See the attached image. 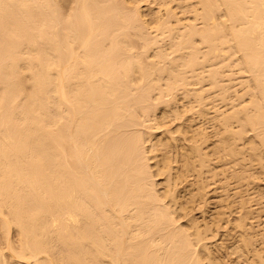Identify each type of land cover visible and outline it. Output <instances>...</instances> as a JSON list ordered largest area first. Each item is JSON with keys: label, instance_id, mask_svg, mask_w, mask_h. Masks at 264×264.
Returning <instances> with one entry per match:
<instances>
[{"label": "bare ground", "instance_id": "bare-ground-1", "mask_svg": "<svg viewBox=\"0 0 264 264\" xmlns=\"http://www.w3.org/2000/svg\"><path fill=\"white\" fill-rule=\"evenodd\" d=\"M70 2L71 11L65 14L61 9L66 3L60 7L58 0H0V229L7 243L4 248L10 252L8 258L17 264L229 262L216 259L204 240L208 224L206 231L191 224V233L175 225L177 212L186 207L180 206L176 214L171 210L174 207L170 209L173 201L176 207L177 200L171 183L174 188L179 177L182 180L192 171L199 176L211 172L214 152L219 154L215 158L220 153L239 157L248 149L253 157L258 155L264 178V0H160L158 10L151 14L155 5L148 4L149 10L143 5L150 19L139 0ZM163 45L168 46V50L164 46L168 52ZM231 59L232 65L238 64L234 66L249 74L242 71L258 91L253 90L259 98L254 97L255 101L249 92L253 103L249 101L248 108L239 103L244 119L238 114L240 105H235L237 113L231 106L236 113L228 112L232 118L217 109L220 98L228 100L227 94L233 91L228 83L233 79ZM224 70H230V76ZM222 76L228 82H222ZM205 82L207 87L196 85ZM206 90L217 92L211 93L215 100L220 99L217 107L212 96L205 97ZM179 95L187 105L192 98L190 112L198 105L195 114L186 104L179 105L181 110L187 108L180 111L176 103ZM236 96L230 99L238 102ZM224 102L219 104L226 106ZM168 105L175 108L170 111L174 116L198 113L205 125L217 122L223 128L217 132L220 141L215 139L217 126L212 135L204 127L189 129L190 135L185 128L179 130L178 138L185 132L192 142L181 137L189 146H178L177 173L170 165L171 150L177 151L175 146L180 143L177 133L167 132L164 142L163 135L157 138L152 123L148 126L146 120L158 110L164 113ZM173 109L180 114L175 115ZM171 113L168 115L173 118ZM159 117L158 124L166 118L160 121ZM178 117L175 119L182 122L185 116ZM237 118L238 130L230 127V121ZM191 122L189 125L196 123ZM246 128L258 138L253 131V140L245 137ZM165 132L161 133L167 136ZM211 136H216L211 145L221 142L215 144L218 148L205 143ZM245 138L258 142L248 146ZM146 140L154 142L146 145L149 152L145 151ZM239 140H245L249 148L237 145ZM150 159H155L152 164L157 174L155 169L151 171ZM242 171L244 178H250L247 168ZM162 172L177 177L174 182V178H164L170 179L168 184L164 182V193L167 198L173 196L172 203L160 201L164 195L159 199L155 192L158 181L153 177ZM235 172L239 179L241 175ZM202 180L201 186L207 182ZM241 200L246 203L245 198ZM246 214L236 222L240 234L227 239L234 238L230 247L239 257L252 252L251 264H264V231L260 236L250 233ZM11 228L18 233L15 245L9 235ZM2 252L0 264L10 263Z\"/></svg>", "mask_w": 264, "mask_h": 264}, {"label": "rangeland", "instance_id": "rangeland-1", "mask_svg": "<svg viewBox=\"0 0 264 264\" xmlns=\"http://www.w3.org/2000/svg\"><path fill=\"white\" fill-rule=\"evenodd\" d=\"M57 1V0H56ZM60 1H63V0H60ZM64 1H66V0H64ZM63 1V4H62V2L60 3L59 2V0H58V3H59V5H60V7H62V5H64L65 3V6H64V8H62L61 10L63 11V9H64V11H65V14L67 13V11L69 12V11H71L70 10V8H72V7H70V5L72 4V3H74V2H70V0L68 1H66V2H64ZM72 1V0H71ZM120 1V0H119ZM147 1H150V0H147ZM147 1H144V2H141V0H139V2H141V8L143 7V5L146 7V6H148L149 8H147L148 10L149 9H152V7L150 8V6H154L153 7V9L152 10H150V14L152 13V12H156L157 10H158V6H156V5H159V1L158 0H155L156 1V4H155V1H154V3L152 4V3H148ZM152 1V2H153ZM159 3H158V2ZM169 1H171V0H169ZM71 4H70V3ZM174 2V1H173ZM172 3V2H171ZM170 3V5H172ZM138 4H140V3H138ZM150 6H149V5ZM175 5H177L176 3H174ZM174 5V6H175ZM71 6H73V5H71ZM173 6V5H172ZM70 7V8H69ZM178 7V6H177ZM173 8V7H172ZM69 9V10H68ZM142 9H146V8H142ZM147 9H146V12L144 11L143 13H145L144 15H145V17L147 18V19H150V17L148 18L147 16H149L150 14L148 13V11H147ZM173 10V9H172ZM175 10V9H174ZM178 10H180L179 8H177V12H179ZM176 11V10H175ZM174 11V12H175ZM159 12V11H158ZM176 12V13H177ZM162 14V13H161ZM164 46H167V45H163V47H162V49H164V50H166L167 48H168V46L166 47V49H165V47ZM168 50V49H167ZM166 50V52H168ZM234 59V58H233ZM236 59V58H235ZM234 59V60H235ZM229 61L230 60H228L226 63H227V65H229ZM233 60L231 59V61H230V65H232L231 64V62H232ZM235 61H237V60H235ZM238 62V61H237ZM225 63V64H226ZM216 64V63H215ZM214 64V66H216L217 64H219V63H217L216 65ZM221 65V64H220ZM223 65V64H222ZM221 65V66H222ZM229 65V66H230ZM234 65H235V63H234ZM234 65H232V66H234ZM238 65V64H237ZM237 65H235V66H237ZM229 66H226L227 68L229 67ZM232 67L230 70H232L231 71V73L233 74V76H230V74L231 73H228V72H230V70H227L228 72H226L225 70V75L227 74V76H228V74H229V76L232 78L233 77V79L231 80V81H227L226 80V82H228L232 87L230 88V89H233V91L234 90H236V94H237V96H238V98L240 97V100H238V102H235L234 100H232L233 98H234V95L236 96V94H233L234 92L232 91V90H230L231 92H229L228 94H229V97H228V94H227V98H229L228 100H222V98H220L221 99V102L222 101H227L226 103V106H224L225 104H223V105H221L222 103L221 102H219V98H216V100L219 102V103H221V104H219L218 102V107H217V104H216V100H215V98H213V97H215V96H213V95H211V93L212 94H215V93H217V92H213V90H206V91H209V92H207L208 94H205V97L207 96V99H208V95H210V96H212V98L214 99V101H215V107H217V109L219 110V114H221L222 116L224 115V114H226V113H228V112H231L234 108H235V105H240L241 107L239 108V115L241 114L240 112H242L243 111V109H242V105H247V104H249L251 101H255V98L257 99L258 97H255L254 95H253V90H255L256 92H258L256 89H255V86H254V88H253V86H252V84H251V82H254L253 80L251 81V78H250V80H248L249 79V77L247 78V76L245 75V73L247 74V72L246 71H243L241 68H237V67ZM218 66H216L215 68H217ZM220 67V66H219ZM218 67V68H219ZM224 67H225V65H224ZM231 67V66H230ZM238 67H239V65H238ZM237 68V69H236ZM224 69V68H223ZM238 69H241V70H239V71H241V73L240 72H236V71H238ZM245 72V73H243V72ZM247 75H249V74H247ZM223 77V76H222ZM227 78V77H226ZM224 80V77L222 78V82H224V83H226L225 81H223ZM203 83V82H202ZM202 83H198V84H196V85H200V86H204L205 85V87H207V83L205 82V84H202ZM253 85H254V83H253ZM195 86V85H194ZM198 86L196 87L195 86V88H198ZM249 87V88H248ZM200 88V87H199ZM250 89V90H249ZM216 91V90H215ZM254 91V94H256V92ZM247 92V93H246ZM249 92H251L250 94H251V96H253L252 97V99H250L251 97H250V94H249ZM206 93V92H205ZM210 93V94H209ZM259 96V93H257L256 94V96ZM217 96H218V94H217ZM233 96V97H232ZM237 96H236V98H237ZM184 96H182V95H179L178 96V98H177V100H178V102H176V103H179V104H177V107L180 109V107H179V105L180 106H182V107H185V105L184 104H186V103H184V101H183V99H181V100H179L180 98H183ZM220 97V96H219ZM230 97H232V99H230ZM255 97V98H254ZM190 98V97H189ZM211 97L209 98L210 100L212 99ZM186 99L187 100H189L187 97H186ZM213 99L211 100V101H213ZM235 99V98H234ZM259 99V98H258ZM185 100V99H184ZM190 100H192V98H190ZM190 100L189 101H187V103H188V105H187V108L189 109L190 108V106L189 105H191L192 106V104H194L193 103V100L190 102ZM209 100V101H210ZM251 100V101H250ZM180 101V102H179ZM186 101V100H185ZM232 101H234L233 103H232ZM250 101V102H249ZM260 101V100H259ZM189 102L191 103V104H189ZM224 102V103H225ZM258 102V101H257ZM196 103V102H195ZM234 104V105H232V104ZM239 103H241V104H239ZM251 103H253V102H251ZM214 105V104H213ZM169 106V105H168ZM168 106L166 107L167 109H168ZM189 106V107H188ZM195 106V105H194ZM233 107V109L231 110V108ZM251 107L253 106V105H250ZM171 107V108H170ZM172 105H170L169 106V111L166 109V111L165 112H170L171 110H172ZM176 107V108H177ZM181 107V108H182ZM196 107V106H195ZM195 107H193V108H191L192 109V111L191 112H194V109H195ZM246 108H248V106H245ZM244 107V108H245ZM174 108V107H173ZM178 108H177V110H178ZM187 108H185V109H187ZM175 109V108H174ZM174 109H173V111H174ZM183 109L184 108H182V110L180 109V111L181 112H183ZM184 109V110H185ZM196 109H198V105H197V107H196ZM237 109H238V107H237ZM242 111H241V110ZM179 111V110H178ZM189 112H190V109L188 110ZM187 110H186V112H188ZM212 111V110H211ZM234 111L236 112V110L234 109ZM164 112V113H165ZM167 112V113H168ZM172 112V111H171ZM170 112V113H171ZM176 112V110L173 112V113H175ZM188 112V114H190ZM223 112H226V113H224L223 114ZM233 112V111H232ZM231 112V113H232ZM235 112H233V113H235ZM162 113L163 112H159V110H158V112H156V115L159 117V115H161L160 117H159V120L160 121H162L161 120V117H163V118H165L164 120H163V122L162 123H164V124H162V123H159L158 124V117H156V115H149L150 117H151V119L149 118V116H147L148 118H149V120H148V118L146 117V120H147V124H148V126H150V123H152L151 124V126L153 127V128H155V135H157L156 137L158 138V137H161V135L160 134H162L163 136H162V139H163V137H164V142L167 140L166 138H168V136L169 135H167V132H168V134L169 133H171V135H172V131L174 132L173 134H176L177 132H179V130H180V132L181 131H183V130H181V129H184L186 132H188V131H190V130H193V129H198V128H203V129H208V130H205L206 132H211V135H212V131H213V129L217 126V128H215L216 130L218 129V131H216L215 132V134H217V132L220 134V132H221V130L223 129L222 128V126L219 124V123H215V124H217V125H214V126H210L209 124L210 123H206V125H205V122H202V120H199V119H202V118H200L199 117V119H198V113L195 115V116H190V115H186V113L184 112V114H181V115H179L180 117H178V115H176V114H178L179 112H176L175 113V115L178 117V118H183L184 116V118L182 119V122H179V120L176 118L175 119V117L176 116H174V114H172L173 115V118H172V116L171 115H168V114H170V113H166V114H164L163 113V115H162ZM213 112H211V114H212ZM237 113V112H236ZM235 113V114H236ZM151 114V113H150ZM152 114H154V113H152ZM180 114V113H179ZM194 114H195V112H194ZM230 113H228V114H226L227 116H230L229 115ZM243 114V113H242ZM165 115H168V120H167V116H165ZM183 115V116H182ZM212 115H215L214 113L212 114ZM238 115V117H239V119H240V116H242L241 117V119L243 118L244 119V114L243 115H240L239 116ZM182 116V117H181ZM186 116H187V118L189 117L190 119H191V117H192V119H194L193 121H194V123L195 124H190L189 125V123L191 122V120H190V122H189V120H185V119H187L186 118ZM232 116V115H231ZM230 116V117H231ZM155 119H154V118ZM196 119H195V118ZM152 118L154 119V122L155 121H157V122H153L152 121ZM232 118V117H231ZM198 119V120H197ZM152 122H151V121ZM166 120H167V122H166ZM187 121V122H189L188 124L187 123H184L185 121ZM196 120V121H195ZM233 120V119H232ZM230 121V122H233V124L232 123H230V127H231V125H233L234 126V128L236 127L237 128V126L239 127V125L237 124V121H238V118L235 120V122L234 121ZM150 121V122H149ZM159 121V122H160ZM184 121V122H183ZM192 121V122H193ZM201 121V122H200ZM240 121V120H239ZM244 121V120H243ZM243 121H240V122H243ZM191 122V123H192ZM153 123H154V125H153ZM177 123H178V125H177ZM181 123L182 124H187V125H183V126H188L187 128L186 127H183L182 125H181ZM203 123V124H202ZM235 123V124H234ZM161 124L163 125V127L162 128H159V127H161ZM158 125H160L158 128H156ZM221 126V127H218V126ZM237 125V126H236ZM180 126H182V128L180 127ZM232 126V127H233ZM179 127H180V129H179ZM214 127V128H213ZM231 127V128H232ZM151 129L152 131V136H151V139L154 141H156V139H153V138H156L155 137V135H154V129ZM220 128V129H219ZM222 128V129H221ZM233 128V129H234ZM235 128V129H236ZM157 129V130H156ZM168 129H170L171 130V132H169L168 131ZM190 129V130H189ZM214 129V130H215ZM234 129V130H235ZM249 129H251L250 127H249ZM248 128H246V131H245V133L247 132V130H248V132L245 134V137L247 136V137H252V140H253V135H252V131L253 130H249ZM164 130H167L166 132L164 131ZM236 130H238V129H236ZM220 131V132H219ZM158 132V133H157ZM161 132H165L166 133V135L167 136H165V134H163V133H161ZM179 132V134H182V133H180ZM222 132H224V131H222ZM255 131H253V134H254V136H255V133H254ZM189 133V132H188ZM187 133V134H188ZM186 134V135H187ZM191 134V131H190V133L188 134V135H190ZM214 134V132H213V135H215ZM219 134H217V137L216 136H211L210 137V139L211 138H215V139H218L219 141H220V139H219ZM143 135H145V134H143ZM158 135H160V136H158ZM170 135V136H171ZM185 135V132L183 133V136ZM222 135V134H221ZM176 135H174V137H175ZM178 136H180V135H178V133H177V140H179L180 139V143H179V141H178V145L176 144V142L175 141H177V140H175V141H173L177 146H175V145H173V147L175 146L176 148L179 146V144H184V143H188V141H190L188 138V136H184V137H188L187 138V140H185V141H183V143H182V138L181 137H183V136H181L180 138H178ZM145 137V136H144ZM146 137H148L147 135H146ZM166 137V138H165ZM183 137V138H184ZM256 137V136H255ZM220 138H222V137H220ZM256 138H258V137H256ZM256 138H255V140H256ZM145 139H147V138H145ZM185 139V138H184ZM183 139V140H184ZM210 139L208 140V141H210ZM214 139V140H215ZM246 139V144H248L249 143V145L248 146H250V144H252L253 143V141L251 140V138L250 139H247V138H245ZM212 140L213 139H211V141L210 142H205L206 144H210L211 142H212ZM213 140V141H214ZM218 140H216V141H218ZM247 140H251L252 142H249V141H247ZM149 141V140H148ZM147 140H146V142L147 143H145V151H147V152H149V150H146V149H148L149 148V144H151L152 142H151V140H150V142H148ZM154 141V142H155ZM169 141V140H168ZM200 141V140H199ZM198 141V142H199ZM202 141V140H201ZM215 141V142H216ZM218 141V143H221V142H219ZM239 141H241V140H239ZM239 141H237L238 143H237V145H239L240 143H242V144H240L241 145V147H242V145H244L245 144V140H243V142L241 141V142H239ZM257 142H258V140H256ZM256 141H254L255 143H256ZM153 142V143H154ZM190 142H192V141H190ZM190 142H189V144H190ZM153 143L151 144V146L153 145ZM185 144L186 146L188 145V144ZM202 143H204V141H202ZM217 143V142H216ZM216 143H214V145L216 144ZM218 143H217V145H218ZM234 143H235V141H234ZM255 143H253V144H255ZM192 144V143H191ZM205 144V145H206ZM211 144H213V142L211 143ZM210 144V145H211ZM244 145V147L246 146L247 148H249L247 145ZM146 145H149V146H147L148 148H146ZM180 145V146H181ZM200 145H202L203 146V144H200ZM209 145V146H210ZM214 145H211L210 147L212 148ZM220 145V144H219ZM236 145V144H235ZM236 145V146H237ZM256 145V144H255ZM189 146V145H188ZM207 146V145H206ZM206 146H205V148H206ZM216 146V145H215ZM215 146H214V148H215ZM174 147V148H175ZM239 147V146H238ZM243 147V148H244ZM151 148V147H150ZM172 148V147H171ZM174 148H172V149H174ZM175 148V149H176ZM181 148H182V146H181ZM204 148V147H203ZM216 148H218V146H216ZM247 148H245V149H242V148H240V149H242L243 151H246V149ZM179 149V150H178ZM210 149V148H209ZM171 149H168V151H169V153L172 151V153H170V157H171V162H170V165H172L171 167H172V171L175 173L176 171H177V166H179L178 164H180V162L178 163V161H180L179 159H180V155H179V158H178V152L179 151H181L180 150V148L178 147L177 148V151H174V150H171ZM215 150H217V149H215ZM239 150V149H238ZM240 151V150H239ZM248 151H249V149L247 150V152H244L243 154H245V155H243V154H241V156L239 155V157H237V156H230V155H227V156H225L224 154L222 155V153H220L221 154V156H219V157H217V158H215V156H217V155H219V154H215L216 152H214L213 154H212V158H210L211 160H212V164H210V165H212V166H210L213 170H211V172H204L203 173V175L202 176H199V175H197V173H196V175L197 176H199V179H200V177L201 178H203V180H204V182L205 181H207V182H203L204 184H205V186H206V188H205V186H204V184H202V186H201V180H200V184H199V179H198V177L193 173L192 174V172H190L191 174H188V175H184V177L182 176V180H180V178L181 177H179L178 179H177V177L175 176V174L174 173H172V175L173 176H175V177H171V175L169 176V174L168 175H166L165 174V172H162L163 174H160V175H155V174H157V172H156V166L154 165V164H152V163H154V161H155V159H150V162L148 161V163H149V165L151 166V171L153 170L154 171V169H155V174H153V175H155L154 177H153V180H155V183L158 181V183H156V185H157V189H155V192H157L156 194L158 195V197L159 196H162V195H164L163 197H161V200L160 201H162L163 199L165 200H163L164 201V203H166V202H169V201H171V202H169V203H172V197L171 196H169V195H167V196H169L168 198L167 197H165L166 195L165 194H167L166 192L164 193V190L166 189V186H165V183L164 182H169V180L171 179H175V180H173V182L174 181H177L178 183L176 184V182H175V184L177 185H175V187L174 188H172L173 187V183H171V189H172V191H174L172 194L174 195V199H175V196L177 197V200H176V207H175V202L173 201V203L172 204H168L169 205V207H170V209L172 208V207H174V208H172L171 210L173 211V212H175V214H176V210L178 211V209L180 208V206H182V207H186L185 208V210L182 208H180L179 209V211L177 212V214H176V217H175V219H176V221H177V224H176V221H175V225L176 226H178L179 227V225L181 226V229H184V230H187L188 232L190 231V230H188V228H190V229H192V230H194V228H192L190 225L192 224H194L195 223V225H196V223L199 225H197L198 226V228L200 229V230H204L205 229V231H206V228H205V225L206 224H208L209 225V227H210V229H207V231L206 232H203V233H205V237H206V239H205V237H204V240L206 241V243L207 244H210V250L211 251H213V253L215 252V255H213V256H215L216 257V259L218 258V257H221V258H223V260H222V262H225V261H229V262H227V263H229V264H251V261H250V259L253 257L252 255H251V253H248V254H245L246 255V257H244L245 255H241L242 257H239L240 256V254L239 255H237V254H235V252L233 251V249L231 250V247H230V244L233 242V241H235L234 240V238L233 239H227V237H229V235H231V234H233V236L234 235H236V234H240V230L236 227V222L238 221L237 219H238V217L239 216H241V214L243 215L244 214V216H245V214H246V216H248V217H246V223H247V227H249L250 228V233L252 232V234L253 233H255V234H258V236H260V232H262V231H264V193H260L261 191L262 192H264V178L261 176V174H260V166L258 167V165H260L259 163V158L257 159V157H258V155L256 156V154H255V156L253 157V153L254 152H252V150H251V153L253 154V155H250V152L248 153ZM146 152V153H147ZM176 152H177V154H176ZM247 153V154H246ZM259 153V152H258ZM148 154V153H147ZM150 154V153H149ZM148 154V155H149ZM175 156H177V157H175ZM214 156V157H213ZM243 157H244V159H243ZM215 158V159H214ZM154 160V161H153ZM176 160H178V161H176ZM151 163V164H150ZM241 167H242V169H241ZM245 167V168H244ZM240 168V169H239ZM246 168H247V171H248V173H249V176H250V178L248 177V175H247V177L249 178H244L241 174H243V169L244 170H246ZM237 170V171H236ZM152 171V172H153ZM164 171V170H163ZM171 171V172H172ZM214 171V172H213ZM238 172L240 175H241V177H243V178H241V177H239V179L241 178L242 180H239L237 177L239 176H237V177H235L234 175V172ZM242 171V172H241ZM153 172V173H154ZM235 172V173H236ZM177 173V172H176ZM238 173H236V174H238ZM246 174H248L247 172H245ZM167 176V178L168 177H171L170 179H168L167 181H166V176ZM245 176V175H244ZM246 177V176H245ZM164 178H166V179H164ZM162 179L164 180V181H162ZM180 180V181H179ZM202 180V181H203ZM171 182V181H170ZM168 184V183H167ZM156 185H155V188H156ZM167 186H169V185H167ZM199 186H200V188H199ZM201 187H202V189H201ZM206 189V191H205V189ZM198 189V192L199 191H203V189H204V191H205V194H203L202 193V196H200L201 194V192H199L198 194H196L197 192H196V190ZM199 189H201V190H199ZM158 190V191H157ZM261 190V191H260ZM193 192V193H192ZM192 194V195H190L189 196V194ZM159 194H161V195H159ZM200 194V195H199ZM262 194V196H260ZM199 197H198V196ZM241 198H245L246 199V203L244 204V203H242L241 201ZM159 199H160V197H159ZM241 200V201H240ZM243 202H245V201H243ZM242 203V204H241ZM172 205V206H171ZM178 207V208H177ZM176 208V209H175ZM251 210V212L250 211H247V210ZM241 211H245V213H243V212H241ZM247 211V212H246ZM250 212V213H249ZM249 213V214H248ZM174 214V215H175ZM192 220H194V221H192ZM189 221H191V223L189 222ZM207 225V226H208ZM196 226V227H197ZM202 227V228H201ZM208 227V228H209ZM248 228V229H249ZM16 229H14V228H11V233L9 234V232H8V234L11 236V238L10 239H12L13 238V240H11V241H13L12 243H14V240H15V242H16V239L18 238L17 236V234L18 233H16L17 231H15ZM1 229H0V234H1ZM190 233H191V231H190ZM263 233V232H262ZM3 235V237L4 238H2L1 236ZM226 235H228V236H226ZM257 237V236H256ZM0 251H1V249H3V252L2 253H5V255L3 256V254H2V256L3 257H6V259L8 260V262H10L11 260V258L9 259L8 258V255L10 256V254H8V253H10V252H8V250L7 249H5L6 247V245H5V243L6 242H4L3 240H5V236H4V234H1L0 235ZM231 241L230 243H229V241ZM202 242H204V241H202ZM257 242V241H256ZM255 242V244H256V248L258 249V247L257 246H259V243L257 244ZM205 243V242H204ZM205 243V244H206ZM7 244V243H6ZM206 244V246L208 247V245ZM14 245H15V243H14ZM213 247H215V248H217V250L216 249H214L213 248V250H212V246ZM195 246H198V244H194V248H196L197 249V247H195ZM5 247V248H4ZM199 248L201 249V247H200V245H199V247H198V250H199ZM202 250V249H201ZM200 250V251H201ZM212 253V254H213ZM201 254H202V257H205V255H204V253L203 252H201ZM248 255V256H247ZM252 256V257H251ZM249 258V259H248ZM220 259V258H219ZM248 259V260H247ZM4 260H5V258H4ZM7 260H5V261H7ZM10 260V261H9ZM225 260V261H224ZM15 261V262H14ZM203 261H204V258H203ZM207 260L205 259V261L204 262H206ZM14 262V263H13ZM17 262L18 261H16V260H13L12 259V261L10 262L11 264H17ZM7 263V262H6ZM10 263H7V264H10ZM21 262H19V264H20ZM226 262L224 263V264H227ZM22 264V263H21ZM253 264V263H252Z\"/></svg>", "mask_w": 264, "mask_h": 264}]
</instances>
